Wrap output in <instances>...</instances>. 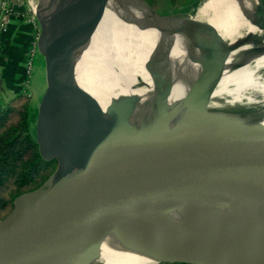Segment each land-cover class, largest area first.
Segmentation results:
<instances>
[{"label": "water", "instance_id": "95a60500", "mask_svg": "<svg viewBox=\"0 0 264 264\" xmlns=\"http://www.w3.org/2000/svg\"><path fill=\"white\" fill-rule=\"evenodd\" d=\"M93 1L98 0L75 7L61 1V12L48 20L38 11L29 14L38 24L36 48L46 79L35 141L41 158L57 165L41 185L16 196L0 219V264H87L119 228L160 256L156 264H264V220L241 215L235 221L215 211L264 207V130L238 136L231 133L240 130L238 125L219 123L208 130L199 125L142 137L130 122L137 100L128 97L103 116L84 120L69 140L48 142L59 90L76 81L68 47L61 61L54 56L67 33L87 19L85 3ZM6 2V9L13 10L14 2ZM258 2L249 19L264 28V0ZM2 11L0 0L1 32L9 19L7 13L1 17ZM263 38L247 34L227 44L211 34L201 47L205 64L215 70L232 49ZM2 67L0 106H5L17 94L11 96ZM192 87L189 100L198 85ZM70 107V101L64 102L61 112L69 114ZM186 208L197 215L198 228L172 216Z\"/></svg>", "mask_w": 264, "mask_h": 264}, {"label": "bare ground", "instance_id": "6f19581e", "mask_svg": "<svg viewBox=\"0 0 264 264\" xmlns=\"http://www.w3.org/2000/svg\"><path fill=\"white\" fill-rule=\"evenodd\" d=\"M31 1L30 12H41L48 20L61 12V1L75 7L83 0ZM258 3L202 0L193 14L157 15L142 0L86 2L87 19L67 33L54 56L55 62L61 61L68 47L72 53L68 64L76 81L59 90L48 142L55 145L69 140L84 120L103 116L128 97L137 100L130 122L142 137L187 132L199 125L208 130L219 123L238 125L240 130L231 132L238 136L264 130V48L256 49L264 38L232 49L215 70L205 64L201 48L211 34L220 35L227 44L247 34L264 37V28L249 19ZM194 84L198 89L189 100ZM66 101L71 104L69 114L60 109ZM215 211L235 221L241 215L264 220V207ZM172 216L199 227L192 209ZM160 258L119 228L105 237L100 254L87 264H156Z\"/></svg>", "mask_w": 264, "mask_h": 264}, {"label": "trees", "instance_id": "16d2710c", "mask_svg": "<svg viewBox=\"0 0 264 264\" xmlns=\"http://www.w3.org/2000/svg\"><path fill=\"white\" fill-rule=\"evenodd\" d=\"M31 96L21 91L0 106V219L16 196L41 185L57 162L41 158L30 129Z\"/></svg>", "mask_w": 264, "mask_h": 264}, {"label": "crops", "instance_id": "0c3cea01", "mask_svg": "<svg viewBox=\"0 0 264 264\" xmlns=\"http://www.w3.org/2000/svg\"><path fill=\"white\" fill-rule=\"evenodd\" d=\"M12 1L14 2V9L7 10L4 8L1 13V17L7 13L9 19L6 30L0 31V47L2 48L0 65L3 66V76L6 78L11 96L21 91L30 93L28 59L37 31L35 21L27 14L23 0ZM40 65L42 66L41 61ZM42 72L45 74L43 66ZM44 80L46 85L45 77ZM42 87L44 90L45 86L41 85ZM31 102L33 103L32 97Z\"/></svg>", "mask_w": 264, "mask_h": 264}, {"label": "rangeland", "instance_id": "374dc122", "mask_svg": "<svg viewBox=\"0 0 264 264\" xmlns=\"http://www.w3.org/2000/svg\"><path fill=\"white\" fill-rule=\"evenodd\" d=\"M45 2L46 0H40V2ZM151 7L161 15H170L175 13H191L193 14L202 0H147ZM25 3V9L27 14L30 13V9L33 7V3L31 0H23ZM30 4V5H29ZM188 10V11H187ZM34 14V13H33ZM39 34V29H37V37ZM36 44V43H35ZM53 69L49 63V70ZM30 75V93L33 98L32 110L30 113V129L31 133L35 139V125L37 119V109L40 105V99L44 92L43 87L45 86V74L42 72V66L40 65V60L38 56V52L36 51L34 54ZM44 80V82H43ZM53 124V123H52ZM51 124V125H52Z\"/></svg>", "mask_w": 264, "mask_h": 264}, {"label": "built area", "instance_id": "2783aa9c", "mask_svg": "<svg viewBox=\"0 0 264 264\" xmlns=\"http://www.w3.org/2000/svg\"><path fill=\"white\" fill-rule=\"evenodd\" d=\"M2 6H3V9L6 8V1L5 0H2ZM32 19L35 21L36 28L38 29V24H37L36 20L34 18H32ZM4 24H5V22H2L0 20V26H3ZM36 39H37V31H36L35 42L33 43V46H32V48L30 50V53H29V59H28V72L29 73L31 71V66H32L34 54L37 51L36 44H35L36 43Z\"/></svg>", "mask_w": 264, "mask_h": 264}]
</instances>
